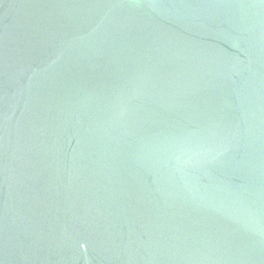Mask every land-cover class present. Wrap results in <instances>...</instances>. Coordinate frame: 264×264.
<instances>
[{
  "label": "water",
  "instance_id": "1",
  "mask_svg": "<svg viewBox=\"0 0 264 264\" xmlns=\"http://www.w3.org/2000/svg\"><path fill=\"white\" fill-rule=\"evenodd\" d=\"M0 264H264V0H0Z\"/></svg>",
  "mask_w": 264,
  "mask_h": 264
}]
</instances>
